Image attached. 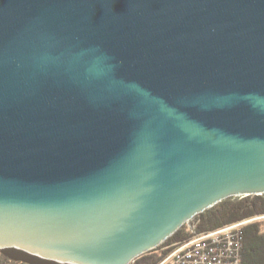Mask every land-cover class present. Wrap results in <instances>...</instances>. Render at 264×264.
Segmentation results:
<instances>
[{
	"label": "water",
	"instance_id": "95a60500",
	"mask_svg": "<svg viewBox=\"0 0 264 264\" xmlns=\"http://www.w3.org/2000/svg\"><path fill=\"white\" fill-rule=\"evenodd\" d=\"M264 194V0H0V252L130 264Z\"/></svg>",
	"mask_w": 264,
	"mask_h": 264
},
{
	"label": "trees",
	"instance_id": "16d2710c",
	"mask_svg": "<svg viewBox=\"0 0 264 264\" xmlns=\"http://www.w3.org/2000/svg\"><path fill=\"white\" fill-rule=\"evenodd\" d=\"M261 214H264V195L229 198L198 215L197 231H208L228 223L254 218ZM243 227L239 238L242 246L240 249V264H264V222L256 221ZM190 234V230L186 226H182L163 244L136 258L131 264H158L166 253V251H160L163 246L171 242H184L190 237ZM0 264L26 263L12 261L0 252Z\"/></svg>",
	"mask_w": 264,
	"mask_h": 264
},
{
	"label": "built area",
	"instance_id": "2783aa9c",
	"mask_svg": "<svg viewBox=\"0 0 264 264\" xmlns=\"http://www.w3.org/2000/svg\"><path fill=\"white\" fill-rule=\"evenodd\" d=\"M248 221L244 219L214 231L198 233L175 247L173 259L178 264H240V232ZM209 235L215 239H207Z\"/></svg>",
	"mask_w": 264,
	"mask_h": 264
},
{
	"label": "rangeland",
	"instance_id": "374dc122",
	"mask_svg": "<svg viewBox=\"0 0 264 264\" xmlns=\"http://www.w3.org/2000/svg\"><path fill=\"white\" fill-rule=\"evenodd\" d=\"M264 195V194H263ZM251 196H255V195H251ZM257 196V195H256ZM259 196H262V195H259ZM243 196H239V197H229L230 199L232 198V199H235V198H242ZM246 197V196H245ZM229 198H227V199H229ZM224 200H226V199H224ZM218 204V203H217ZM215 206V205H214ZM212 208V207H211ZM208 209H210V208H208ZM207 210V209H206ZM205 211V210H204ZM203 211V212H204ZM202 213V212H201ZM200 214V213H199ZM199 214H197V215H195L191 220H189L187 223H185L184 225H182V226H186L187 228H188V230H190V237L186 240V241H184V242H181V243H173V242H171V243H169L168 245H166V246H163L161 249H160V251H166V253H165V256H164V258L158 263V264H178L174 259H173V256H175L176 254H174V252H175V247L176 246H179V245H182V244H184L185 242H187L189 239H191L192 237H195V236H198L199 234L198 233H201V232H199V231H197V224H198V222H199V220H198V215ZM264 222V214H261V215H259V216H256V217H254V218H249V221L246 223V225L248 226V225H251L252 223H255V222ZM229 224V223H228ZM228 224H225V225H223V226H221V227H218V228H215V230H217V229H219V228H222V227H224V226H226V225H228ZM245 225V226H246ZM181 226V227H182ZM180 227V228H181ZM179 228V229H180ZM244 228V227H243ZM242 228V229H243ZM178 229V230H179ZM241 229V230H242ZM208 231H214V229H211V230H208ZM202 232H205V231H202ZM169 238V237H168ZM167 238V239H168ZM166 239V240H167ZM207 239H215V237L214 236H212V235H209L208 237H207ZM165 240V241H166ZM164 241V242H165ZM161 244H163V243H161ZM160 244V245H161ZM157 248V247H156ZM185 247H183V249H184ZM155 249V248H154ZM179 250H181V249H179ZM148 252V251H147ZM147 252H145V253H147ZM145 253H143V254H141V255H139L137 258H139V257H141V256H143ZM135 260V259H134ZM134 261H132V262H130V264L131 263H133Z\"/></svg>",
	"mask_w": 264,
	"mask_h": 264
}]
</instances>
